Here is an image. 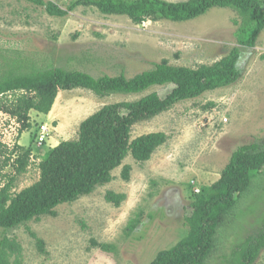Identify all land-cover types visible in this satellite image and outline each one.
Wrapping results in <instances>:
<instances>
[{"label": "rangeland", "instance_id": "1", "mask_svg": "<svg viewBox=\"0 0 264 264\" xmlns=\"http://www.w3.org/2000/svg\"><path fill=\"white\" fill-rule=\"evenodd\" d=\"M43 1L63 10L70 2ZM235 20L234 11L214 8L188 22L160 20L137 26L126 17L104 16L94 8L78 7L65 18H54L24 0H0V55L29 57L39 66L79 70L93 77L131 78L163 60L188 68L219 61L239 48ZM239 49L242 77L235 84L179 102L132 127L131 139L149 133L167 136L149 161L138 163L127 156L112 171L110 183L59 206L55 216L9 231L7 235L22 247L23 264H149L158 252L183 239L188 232L185 219L191 214L189 186L196 191L210 186L237 147L264 139V30L254 48ZM172 89L153 87L139 95L104 98L81 89L59 92L48 115L30 112L31 128L18 137V145L32 149L21 175L16 174L15 156L9 155L20 126L0 113V188L12 177V193L37 182L43 154L61 141L76 139L80 123L104 105L154 92L165 97ZM39 126L44 128L42 145L32 138ZM124 165L131 167L128 181L120 176ZM108 191L125 195L119 207L105 202ZM138 215V226L127 235L125 227ZM263 219L264 177L259 176L219 221L204 264H237V247L262 230ZM27 229L44 242L45 255L38 252ZM100 244L114 250L103 252ZM255 264H264V250Z\"/></svg>", "mask_w": 264, "mask_h": 264}, {"label": "trees", "instance_id": "2", "mask_svg": "<svg viewBox=\"0 0 264 264\" xmlns=\"http://www.w3.org/2000/svg\"><path fill=\"white\" fill-rule=\"evenodd\" d=\"M43 9L50 17L65 18L78 7L94 8L104 16H123L133 25L160 20L183 23L206 15L211 9H230L238 20L234 36L239 48L255 47L264 30V0H70L65 10L52 2L24 0ZM211 65L196 68L173 66L167 60L153 69L131 78L123 74L93 77L79 70H66L52 65L39 66L29 57L7 58L0 55V113L20 126L17 140L10 150L15 156L17 175L26 171L32 149L17 144L19 135L31 128L30 112L48 115L59 92L77 89L98 98L111 95H139L153 87L172 86L165 97L150 93L135 101L107 104L82 121L77 138L61 141L43 154L38 164L39 178L31 186L12 193L14 177L0 188V264H23L22 247L7 233L37 221L55 216V209L90 195L97 187L112 180V171L127 156L144 163L166 143L163 133H149L131 139L132 127L148 121L175 104L196 99L206 92L227 88L242 77L240 49ZM40 127L32 135L38 141ZM38 131V134H36ZM37 143V142H36ZM42 145V144H41ZM2 144L0 143V147ZM131 167L124 165L121 178L129 180ZM264 177V139L236 148L220 173L219 179L199 191L190 188L191 214L185 219L186 236L168 250L160 251L149 264H204L214 245L219 221L234 208L237 200L252 186L255 178ZM107 203L119 207L125 195L108 191ZM221 222V221H220ZM263 228L237 247V264H255L264 250ZM139 215L129 220L124 232L132 233ZM38 252L45 255L44 242L27 229ZM103 252L114 246L98 245Z\"/></svg>", "mask_w": 264, "mask_h": 264}, {"label": "built area", "instance_id": "3", "mask_svg": "<svg viewBox=\"0 0 264 264\" xmlns=\"http://www.w3.org/2000/svg\"><path fill=\"white\" fill-rule=\"evenodd\" d=\"M9 121H13V122H14V120H9ZM13 122H12V123H13ZM43 130H44V128L41 126V127H40V132L43 131ZM16 134H17V133H16ZM38 141H39V145L43 142V137L40 136V134H39V140H38Z\"/></svg>", "mask_w": 264, "mask_h": 264}, {"label": "clouds", "instance_id": "4", "mask_svg": "<svg viewBox=\"0 0 264 264\" xmlns=\"http://www.w3.org/2000/svg\"><path fill=\"white\" fill-rule=\"evenodd\" d=\"M16 138H17V137H16ZM16 138H15V139H16ZM41 144H42V143H41Z\"/></svg>", "mask_w": 264, "mask_h": 264}]
</instances>
